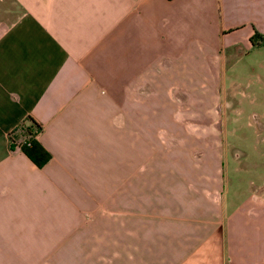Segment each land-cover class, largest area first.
Returning a JSON list of instances; mask_svg holds the SVG:
<instances>
[{"label":"crops","instance_id":"1","mask_svg":"<svg viewBox=\"0 0 264 264\" xmlns=\"http://www.w3.org/2000/svg\"><path fill=\"white\" fill-rule=\"evenodd\" d=\"M17 1L3 19L0 0V264H264V190L228 195L224 153L146 160L151 121L214 113L145 110L264 55V0Z\"/></svg>","mask_w":264,"mask_h":264},{"label":"rangeland","instance_id":"2","mask_svg":"<svg viewBox=\"0 0 264 264\" xmlns=\"http://www.w3.org/2000/svg\"><path fill=\"white\" fill-rule=\"evenodd\" d=\"M9 13L3 19L15 16L22 6L17 0H1ZM3 7V8H4ZM1 8V7H0ZM232 60V59H231ZM264 55L237 60L228 70L231 78L218 87L162 88V95H170L172 101L145 103V110L210 111L215 117L206 119L161 118L146 126L156 127L146 132V160L165 162V159L184 161L189 158L186 143L194 144L192 158L210 160L224 153L228 195L264 190V69L258 67ZM235 61V60H234ZM234 62L229 63V67ZM219 90V91H218ZM153 88L145 87V94ZM157 92V93H158ZM30 120L23 121L19 131L26 136ZM208 129L220 135L197 136L196 130ZM191 133V134H190ZM207 137V139H206ZM201 144V145H199ZM206 144V147H204ZM203 146V147H201ZM225 147L224 150H217ZM257 187V189H255ZM235 195V192L233 193Z\"/></svg>","mask_w":264,"mask_h":264},{"label":"trees","instance_id":"3","mask_svg":"<svg viewBox=\"0 0 264 264\" xmlns=\"http://www.w3.org/2000/svg\"><path fill=\"white\" fill-rule=\"evenodd\" d=\"M256 37H260V40L264 38L263 34L255 31L251 36L253 44L258 43ZM31 124L26 127L27 134L25 139L21 140L20 146L22 150L39 166L43 165L49 158L50 153L42 146V144L35 137L36 133L40 129V124L34 119L30 118Z\"/></svg>","mask_w":264,"mask_h":264}]
</instances>
